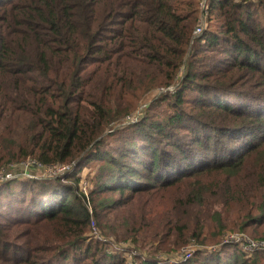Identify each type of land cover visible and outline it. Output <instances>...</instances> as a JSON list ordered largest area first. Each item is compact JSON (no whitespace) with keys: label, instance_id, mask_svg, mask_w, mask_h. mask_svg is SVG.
Wrapping results in <instances>:
<instances>
[{"label":"trees","instance_id":"obj_1","mask_svg":"<svg viewBox=\"0 0 264 264\" xmlns=\"http://www.w3.org/2000/svg\"><path fill=\"white\" fill-rule=\"evenodd\" d=\"M208 3L204 25L199 0H0V173L63 167L2 180L0 264H197L163 245L184 226L178 190L193 210L213 186L240 229L264 224V0ZM234 240L206 264H264Z\"/></svg>","mask_w":264,"mask_h":264},{"label":"rangeland","instance_id":"obj_2","mask_svg":"<svg viewBox=\"0 0 264 264\" xmlns=\"http://www.w3.org/2000/svg\"><path fill=\"white\" fill-rule=\"evenodd\" d=\"M208 0H199V6H200V13H199V23L204 24V22L207 20L208 14H209V7H208ZM256 10H261V8L257 5L252 7ZM263 20L264 17L262 16ZM264 23V21H263ZM261 24V22H260ZM205 25V24H204ZM212 53L211 51L209 53H206L204 51L203 53H200V56H205L206 54ZM215 54V53H214ZM211 66H205L202 69L208 68ZM184 68V67H183ZM182 68V69H183ZM146 93L142 96L141 100L146 97ZM143 99V101H144ZM146 102V101H144ZM150 102V101H149ZM142 103V102H141ZM145 106V103H142L136 111L135 115L132 114L131 116L126 117V121H133V116H136L138 114H141L143 112V107ZM120 126V125H119ZM118 128V127H116ZM232 151H239L238 148H234ZM178 165H182L179 167H185L186 162L184 164H181L177 162ZM102 161H90L88 162V165H86L83 168V171L81 174V179L79 181V187L80 190L86 191L87 186H91V179L94 178V176L101 170L102 168ZM51 172H48L47 174H37L40 172L34 173H28L24 174L23 170L21 169L20 165H15L14 169L13 167L5 170L4 172L0 173V184L2 183V180L4 179H11L15 178L18 175H23L29 178H44V177H57L62 176L63 170L60 168V166L55 165L52 167ZM38 171V170H37ZM11 173L10 176L7 174ZM244 174V171L242 172ZM63 182H68V179L64 178ZM215 182V177L212 175H204V176H194L193 178L187 179L184 182H182L185 186H189L192 188L194 184H198V186H212L211 183ZM181 183V182H180ZM210 184V185H209ZM189 188V189H190ZM177 187H171L168 190H163L156 195V197L153 200V204L151 205V209L158 206V203L160 201L164 200H171L176 199V192ZM128 191V190H127ZM179 191V194L181 200H183V205L180 207L179 214L180 220L184 224L182 227H178L177 230H173V233L165 238L163 245L167 247L169 250H172V254L175 253V258L178 257L180 260H186L187 258H192L191 260L197 264H206L207 262H211L210 260L214 257V254L212 252L219 251L222 248L223 241L232 240L235 238L234 242H239L242 247L247 250L251 251L252 249L246 246V241H255L257 242L256 247H263L264 248V240H262L264 237V224L260 226L256 231L250 232L251 227L242 230L240 229L237 224L241 222L236 220V215L238 213V209L236 208L237 205H233L231 208H220L218 207V204H221L217 198L213 194V192H216L214 190V187L212 186L209 190L210 194H206L204 192V197L202 198L204 204L203 205H196L193 207L194 209H187V207L184 205L187 196L186 192ZM7 197H11V191L7 192L5 194ZM121 196L120 192H117L114 197ZM14 200V198H12ZM4 205V204H3ZM6 206V205H4ZM125 208V207H123ZM159 210V209H158ZM199 214V215H198ZM218 214H221L220 216ZM219 216V219H216ZM95 224V223H94ZM93 226V223H92ZM225 226V227H224ZM93 233H95L96 236L99 235V230L95 227H93ZM254 238V239H252ZM262 240V241H261ZM123 244V242H121ZM113 246V245H112ZM116 247V246H115ZM117 248V247H116ZM189 252H191V255H187ZM129 256L130 253L126 252L124 253ZM200 262V263H199Z\"/></svg>","mask_w":264,"mask_h":264},{"label":"built area","instance_id":"obj_3","mask_svg":"<svg viewBox=\"0 0 264 264\" xmlns=\"http://www.w3.org/2000/svg\"><path fill=\"white\" fill-rule=\"evenodd\" d=\"M201 29H202V26H199V27L196 28L195 32L198 33V32L201 31ZM147 102H148V100H146L145 103H147ZM17 165H20L21 169L23 170V173L27 174V175H28L27 171L32 174V173L35 172L33 170H36V172H40V173H42L44 175V174H47L48 172H51L52 171L51 170L52 167L55 166L53 164H42V163H39V162H36V161L21 162V163H18ZM60 168L63 170V167H60ZM7 175L10 176L11 173H8ZM93 227H95L94 222H93ZM254 246L255 247L257 246V242H255L253 240L250 241L249 244H248V247L252 249ZM187 255L190 256L191 252H189Z\"/></svg>","mask_w":264,"mask_h":264},{"label":"water","instance_id":"obj_4","mask_svg":"<svg viewBox=\"0 0 264 264\" xmlns=\"http://www.w3.org/2000/svg\"><path fill=\"white\" fill-rule=\"evenodd\" d=\"M150 97H151V94H148V95L145 97V101L148 100ZM37 174H42V173H37Z\"/></svg>","mask_w":264,"mask_h":264}]
</instances>
